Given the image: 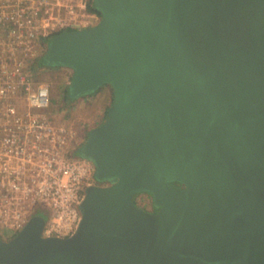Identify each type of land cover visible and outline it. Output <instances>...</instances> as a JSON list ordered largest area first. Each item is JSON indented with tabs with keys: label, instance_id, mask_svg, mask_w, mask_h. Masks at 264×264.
<instances>
[{
	"label": "water",
	"instance_id": "1",
	"mask_svg": "<svg viewBox=\"0 0 264 264\" xmlns=\"http://www.w3.org/2000/svg\"><path fill=\"white\" fill-rule=\"evenodd\" d=\"M93 3L43 64L72 70L73 99L112 88L79 150L102 184L71 236L35 216L0 264H264V0Z\"/></svg>",
	"mask_w": 264,
	"mask_h": 264
},
{
	"label": "built area",
	"instance_id": "2",
	"mask_svg": "<svg viewBox=\"0 0 264 264\" xmlns=\"http://www.w3.org/2000/svg\"><path fill=\"white\" fill-rule=\"evenodd\" d=\"M88 3L0 0V228L5 239L39 211L46 213L44 236H71L82 218L86 191L96 181L94 164L79 154L82 127L50 116L51 87L34 81L32 68L44 52V36L99 21ZM17 128L24 130L17 134Z\"/></svg>",
	"mask_w": 264,
	"mask_h": 264
},
{
	"label": "rangeland",
	"instance_id": "3",
	"mask_svg": "<svg viewBox=\"0 0 264 264\" xmlns=\"http://www.w3.org/2000/svg\"><path fill=\"white\" fill-rule=\"evenodd\" d=\"M45 52L46 46L41 57ZM33 70L34 81L47 83L51 87L52 114L50 116L58 120V123L66 122L75 129L82 127L84 137L91 128L104 121L113 103V91L110 86L105 85L91 95H84L73 100L70 95L65 97L67 90L69 91L72 70L44 65ZM134 201L145 210L149 211L152 208V196L149 193H138L134 196ZM38 214L46 217L41 211Z\"/></svg>",
	"mask_w": 264,
	"mask_h": 264
},
{
	"label": "trees",
	"instance_id": "4",
	"mask_svg": "<svg viewBox=\"0 0 264 264\" xmlns=\"http://www.w3.org/2000/svg\"><path fill=\"white\" fill-rule=\"evenodd\" d=\"M88 10L89 11H91V12H95V13H97L98 15H100L101 13L95 8V6H94V3H93V0H90L89 1V3H88ZM52 36H50V37H46V38H43V40H42V43L44 44V46H46V49H47V44H48V41H49V39L51 38ZM41 65L43 66L44 64H43V57H39L36 61H35V63L33 64V66H32V68L33 69H37V68H40L41 67ZM45 67H47L46 65H44ZM49 67V66H48ZM103 87H105V85L103 86ZM102 88V87H101ZM100 88V89H101ZM69 91L67 90V94L65 95V97L67 96V97H69ZM89 95H91V94H89ZM74 100V99H73ZM67 110V109H66ZM43 212V211H42ZM43 214L46 216V213L45 212H43ZM0 239H2V240H6L4 237H3V231L1 230V228H0Z\"/></svg>",
	"mask_w": 264,
	"mask_h": 264
},
{
	"label": "flooded vegetation",
	"instance_id": "5",
	"mask_svg": "<svg viewBox=\"0 0 264 264\" xmlns=\"http://www.w3.org/2000/svg\"><path fill=\"white\" fill-rule=\"evenodd\" d=\"M104 118H106V116L104 117ZM105 120V119H104ZM104 122V121H103ZM103 122H101L100 124H98V125H96V126H99V125H101ZM95 126V127H96ZM86 135V136H85ZM84 135V138H83V143L85 142V140H86V138H87V134H85ZM93 184H102V183H100V182H98L97 180L96 181H94V183ZM103 184H107V183H103ZM173 184L174 185H176V186H183L182 184H180V183H177V182H173ZM150 194V193H149ZM137 195V194H136ZM151 195V194H150ZM149 211H152V212H156V211H158V208H156L153 204H152V208L149 210Z\"/></svg>",
	"mask_w": 264,
	"mask_h": 264
},
{
	"label": "bare ground",
	"instance_id": "6",
	"mask_svg": "<svg viewBox=\"0 0 264 264\" xmlns=\"http://www.w3.org/2000/svg\"><path fill=\"white\" fill-rule=\"evenodd\" d=\"M42 83H43V82H42ZM56 121H57V120H56ZM13 130H14L15 133H17V134H18V133L21 134V132H23L24 129H19V128H17V129H13ZM5 132H7L6 129L3 131V133H5ZM0 146H1V145H0ZM16 164H17V163H16V160H15V161L13 160V165H16Z\"/></svg>",
	"mask_w": 264,
	"mask_h": 264
}]
</instances>
